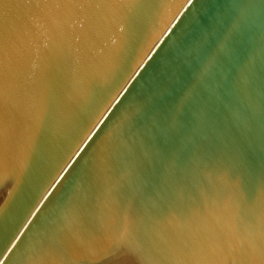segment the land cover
Masks as SVG:
<instances>
[{
	"label": "water",
	"instance_id": "1",
	"mask_svg": "<svg viewBox=\"0 0 264 264\" xmlns=\"http://www.w3.org/2000/svg\"><path fill=\"white\" fill-rule=\"evenodd\" d=\"M0 264H264V0H0Z\"/></svg>",
	"mask_w": 264,
	"mask_h": 264
}]
</instances>
